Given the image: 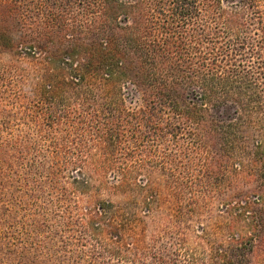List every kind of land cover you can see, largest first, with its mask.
I'll return each instance as SVG.
<instances>
[{
  "label": "trees",
  "instance_id": "trees-1",
  "mask_svg": "<svg viewBox=\"0 0 264 264\" xmlns=\"http://www.w3.org/2000/svg\"><path fill=\"white\" fill-rule=\"evenodd\" d=\"M3 53L41 57L44 89L108 125L105 150L126 128L193 153L224 192L235 183L219 257L264 264V0H0Z\"/></svg>",
  "mask_w": 264,
  "mask_h": 264
},
{
  "label": "rangeland",
  "instance_id": "rangeland-1",
  "mask_svg": "<svg viewBox=\"0 0 264 264\" xmlns=\"http://www.w3.org/2000/svg\"><path fill=\"white\" fill-rule=\"evenodd\" d=\"M40 58L0 55V264H223L236 184L224 192L193 153L126 128L105 150L108 125L48 93Z\"/></svg>",
  "mask_w": 264,
  "mask_h": 264
}]
</instances>
